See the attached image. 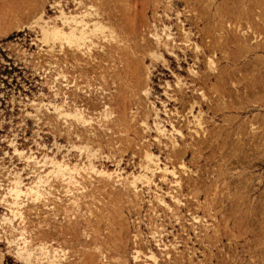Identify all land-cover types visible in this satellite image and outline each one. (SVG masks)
<instances>
[{
    "label": "rangeland",
    "instance_id": "obj_1",
    "mask_svg": "<svg viewBox=\"0 0 264 264\" xmlns=\"http://www.w3.org/2000/svg\"><path fill=\"white\" fill-rule=\"evenodd\" d=\"M57 1L67 12L80 7L74 0H0V193L15 171L27 184L35 178L37 168L15 148L55 157L82 175L90 160L110 171L120 162L126 176L150 151L177 171L181 186L160 172L137 191L82 179L87 188L73 209L53 178L62 200L25 209L33 242L64 249L65 264H142L151 251L161 264H264V0H86L114 39L85 55L40 47L36 20L55 19ZM165 25L173 33L168 46L154 36L165 37ZM59 73L66 77L56 83ZM32 101L81 109L91 125L64 121L52 105L36 112ZM156 114L183 132L176 146L156 139ZM88 149L99 155L89 159ZM6 212L0 201V264H23L7 243ZM136 250L144 253L139 259Z\"/></svg>",
    "mask_w": 264,
    "mask_h": 264
},
{
    "label": "bare ground",
    "instance_id": "obj_2",
    "mask_svg": "<svg viewBox=\"0 0 264 264\" xmlns=\"http://www.w3.org/2000/svg\"><path fill=\"white\" fill-rule=\"evenodd\" d=\"M74 1L80 5L75 12H67L61 1H57V15L56 17L54 16L55 19H47L45 15H40L38 17L36 20V28L37 32L40 34L39 40L41 48L47 46L48 52L53 53L56 46L60 47V50H63L64 46H68L70 48H75L85 55L90 54L96 47L103 48V45L101 46L100 44L102 40L114 39L112 32L110 31L107 33L105 26L96 18L99 14L94 5L85 3L84 1L86 0ZM163 30L165 32V37L162 38L161 34L157 31L154 33V36L156 37L157 44L163 43L165 46H168L169 41L173 39V33L168 25H165ZM185 32L187 33L186 30ZM210 64H212V62H210ZM58 75L59 76L55 77V82L60 77H66V75L62 73ZM179 83L180 79L178 78L177 84ZM55 87L54 85L50 86L53 91L57 90ZM55 94L57 95V92H55ZM145 94L149 96L150 90L146 89ZM32 104L36 112L42 111L43 108L49 109V105H52L57 116L63 118L66 122L69 119L81 125H91L92 122V119H88L83 111L78 108L70 111L65 105H53L43 101H32ZM102 116L104 119L111 116L107 107L104 108ZM194 119L195 121L193 123L196 127L200 128L203 126V122L199 116ZM145 124L147 129H150V126H148L146 122ZM170 124L171 129H167L165 124L158 119V114H156L154 120V127L157 132L156 139L161 141L162 137L167 138L170 145L176 146L179 136L184 137V134L180 129H177L172 122ZM14 153L22 159L30 160L34 167L37 168L34 171L35 178L30 184L24 182L20 171L12 173L13 175L9 178L8 185L5 188L2 186L4 191L0 193V201L7 205V212L1 218V222L10 229L13 236L11 239L7 240V243L10 247H13L17 257L23 264H65L64 262L67 260V252L64 249L51 244L47 245L45 242H33V238L29 236V232L25 227V209L29 202L34 205L41 202L44 206L49 207L48 200L50 197L54 196L55 199L62 200V198L58 197L53 192L51 184L53 178L61 180L64 184L63 188L65 194L68 196V205L73 209H79L82 196L87 188V185L83 183L82 179L88 178L91 181V178L95 177L111 181L114 184L128 185L137 191L140 189V186L144 187L151 185L153 182L151 176L155 175L156 172H160L161 180H167L178 187L181 186V180L177 171L168 166H161L162 164L159 156L150 151H146L145 162L140 167V170L138 172H132L129 176L124 174L125 171L121 167L120 162H117L115 169L110 171L97 168L93 163L94 161L92 162L90 160L89 166H87V164V167L84 169L85 175H82L79 172L80 169H73L52 156H44L43 159H39L32 154L26 156L27 153L18 148H15ZM87 153L89 159L99 155L96 150L91 149H88ZM47 166H49L50 169L45 171ZM170 197L177 205L181 204L180 198L176 195L170 193ZM156 199L160 205L166 206L169 210L173 211L174 208H171V206L167 204L164 197L157 195ZM193 221L195 223H200L202 220L198 215H194ZM152 233L157 234L158 232L155 230L152 231ZM164 245L166 249L169 247L168 244ZM135 253V259H139L144 254L140 250H136ZM140 259L143 260L142 264H161L153 251L144 254Z\"/></svg>",
    "mask_w": 264,
    "mask_h": 264
}]
</instances>
